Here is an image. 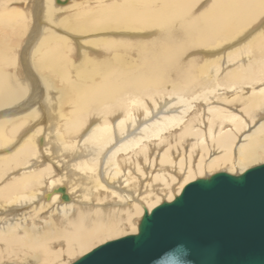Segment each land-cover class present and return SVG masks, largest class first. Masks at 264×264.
<instances>
[{
  "label": "bare ground",
  "instance_id": "6f19581e",
  "mask_svg": "<svg viewBox=\"0 0 264 264\" xmlns=\"http://www.w3.org/2000/svg\"><path fill=\"white\" fill-rule=\"evenodd\" d=\"M56 1L0 0V263L264 162V0Z\"/></svg>",
  "mask_w": 264,
  "mask_h": 264
},
{
  "label": "water",
  "instance_id": "95a60500",
  "mask_svg": "<svg viewBox=\"0 0 264 264\" xmlns=\"http://www.w3.org/2000/svg\"><path fill=\"white\" fill-rule=\"evenodd\" d=\"M68 264H264V162L187 182Z\"/></svg>",
  "mask_w": 264,
  "mask_h": 264
},
{
  "label": "rangeland",
  "instance_id": "374dc122",
  "mask_svg": "<svg viewBox=\"0 0 264 264\" xmlns=\"http://www.w3.org/2000/svg\"><path fill=\"white\" fill-rule=\"evenodd\" d=\"M58 4H61V3H58ZM65 4V3H64ZM202 4V3H201ZM201 8V7H200ZM196 10H199V9H196ZM71 12V10H69V11H67V12H65V13H63L64 15L65 14H68V13H70ZM196 51H193L192 53H187L186 55H187V58H189V57H191V56H194V55H196V53H195ZM195 53V54H194ZM190 55V56H189ZM193 178H195V177H193ZM161 200H163V199H159L158 201H156V203H154L152 206H155L156 204H158ZM140 211V210H139ZM141 213H142V211H140ZM140 212H138L137 213V215L136 216H133L132 218H134V220H132L131 219V221H130V224L127 226V225H125V227H124V229H122V232L120 233V234H117V235H115V236H113V237H108V238H105V239H103V240H98V241H95V242H93L90 246H89V248L87 247V248H85V250L83 249V250H81V251H76V252H72V253H74V254H72L71 255V253H62V254H60V257L59 258H57V260H56V262L55 263H53V264H68L69 262H71L72 260H74V259H76L77 257H79L80 255H82L83 253H85V252H87L88 250H90L91 248H93L94 246H96V245H98V244H100V243H102L103 241H105V240H108V239H112V238H116V237H119V236H122V235H125V234H129V233H133V231L131 230V228H137V224H138V218L142 215ZM136 220V221H135ZM129 228V229H128ZM125 230V231H124ZM65 255V256H64ZM71 259V260H70ZM66 260V261H65ZM7 261H9V260H7ZM65 262V263H64ZM11 263V262H10ZM10 263H8V262H1L0 264H10ZM12 264V263H11Z\"/></svg>",
  "mask_w": 264,
  "mask_h": 264
}]
</instances>
